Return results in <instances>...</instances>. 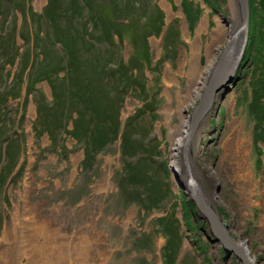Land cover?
Wrapping results in <instances>:
<instances>
[{
	"label": "rangeland",
	"instance_id": "obj_1",
	"mask_svg": "<svg viewBox=\"0 0 264 264\" xmlns=\"http://www.w3.org/2000/svg\"><path fill=\"white\" fill-rule=\"evenodd\" d=\"M186 2L183 8L181 0H92L91 9L116 28L85 43L91 23L82 0H0V238L13 216L22 219L29 208L56 237L66 238L67 264H242L232 252L223 258L205 218L168 167L177 153L175 132L197 102L180 108L193 79L191 61L199 69L211 66L215 60L208 62L206 48L212 35L219 32L212 46L216 55L238 20L232 0H218L215 11L203 0ZM247 2L246 44L255 6ZM63 41L73 45L83 77L91 61L105 63L101 75H91L93 93L100 104L111 103L103 123L115 134L87 158L67 132L75 114L59 96L66 80L55 78L64 73ZM120 62L131 74L127 84L113 83L108 74ZM257 78L245 66L229 89L214 93L189 140L187 158L230 238L245 242L253 264H264V100L258 98L264 90L255 93ZM37 104L46 106L39 116ZM56 108L63 111L59 126ZM124 129L127 152H138L131 157L121 154ZM233 132L241 138L233 156L242 151L252 174L248 189L223 157V142ZM181 158L179 153L176 172L185 185ZM131 184L133 197L127 192Z\"/></svg>",
	"mask_w": 264,
	"mask_h": 264
},
{
	"label": "trees",
	"instance_id": "obj_2",
	"mask_svg": "<svg viewBox=\"0 0 264 264\" xmlns=\"http://www.w3.org/2000/svg\"><path fill=\"white\" fill-rule=\"evenodd\" d=\"M207 5L210 7H214L218 2V0H203ZM83 5L87 9L86 18L91 23V27H87L85 35L86 37L83 38L85 43H91L89 40L94 38V41L99 40V38L103 35H110V29L116 28L114 24L108 23L106 21V18L102 17L101 14L94 12L92 7V0H82ZM264 0H254V8H253V24L249 25V31H248V41L245 47L244 55H243V61L245 63L244 67L246 66H252L256 72H258V78L256 79V85L253 86L255 93H257V89L264 90ZM183 8L187 6L186 0H181V3ZM160 14L157 12V16ZM98 29V30H97ZM93 34H97L92 36ZM99 37V38H98ZM103 38V37H101ZM68 41L62 42V48L65 49L67 59L64 61L63 64V77L55 76L57 79H63L66 80V83H63V91L59 93V96L62 95L64 98H62L66 104L67 107H69V110L73 111L75 116L69 117L70 120V129L67 131L68 134L71 135V137L78 142L84 152V157L87 158L89 153L92 152H99L105 145L110 143L113 140L114 137V130L110 131L103 123V120L105 119V116L110 117V114L112 112V105L111 103H105L100 104V101H97L94 97L93 90L95 88L96 83L92 81L91 75L92 73H101L103 70H105V63L97 65V60L91 61L89 72L85 74V77H83L80 73H83V70L79 66L78 62L74 64V57L71 53V50L73 45H69L67 43ZM97 42V41H96ZM120 68V69H119ZM126 67L120 62L119 67H116V69L110 68L108 69V74H111L113 77L112 82L117 83L120 82L122 84H127L129 80L131 79V74H126L125 72ZM80 72V73H78ZM45 78H48L49 76L44 74ZM133 80L138 82L135 77H132ZM62 81V80H61ZM99 82V81H98ZM100 83V82H99ZM53 91V96H54ZM260 92V91H259ZM260 96L258 98L264 100V94L260 93ZM257 97V95H256ZM148 101V100H147ZM145 101L144 108L148 109L149 113L153 112L154 108L148 107L149 104ZM53 106V104H52ZM46 106H42V104L39 106L37 104V111L38 116L40 115L41 109ZM51 108V106H49ZM143 108V109H144ZM150 108V109H149ZM67 111V109L65 108ZM53 119L56 122V124L59 126V122H61L63 118V111H59L57 108L55 111H52ZM62 126V123H61ZM125 129L121 133V150L122 155H125L127 157H131L136 155L138 152H127V139L123 140L122 134H124ZM94 153V154H95ZM141 166V164H140ZM146 164H143V174H147L149 176V169L146 167ZM129 181L130 176L126 177ZM127 190V186H120L121 193L124 190ZM127 192L128 196H132L136 194V191H134L135 187L134 185L128 186ZM132 190V191H130ZM130 200V199H129ZM132 201V200H130ZM158 199L151 200L150 203H153L152 207H156ZM186 208L184 207L183 210L185 212L189 211L190 204L185 203ZM151 208V207H149ZM189 224V221L187 222Z\"/></svg>",
	"mask_w": 264,
	"mask_h": 264
},
{
	"label": "bare ground",
	"instance_id": "obj_3",
	"mask_svg": "<svg viewBox=\"0 0 264 264\" xmlns=\"http://www.w3.org/2000/svg\"><path fill=\"white\" fill-rule=\"evenodd\" d=\"M232 8L236 12L235 14H237V11L235 10L236 8L234 0H232ZM218 38L219 32L216 30L215 35H212L211 44H209L206 48V56L208 62L215 60L216 55H214L212 46L216 41H218ZM239 38L240 37H237L236 40H239ZM237 42H235V47L237 45ZM194 61H191L189 67V72L191 74L190 77H193V79H191L192 81L188 86L186 101L181 103L180 108L191 105V102L199 97V95L201 94L199 92V89L204 85L205 77L207 76L211 66L213 65V63L211 66H209L210 64H208L205 68L199 69ZM186 132L187 116L186 118L183 117L181 125L179 126L177 132H175V135H177L178 138L173 145L177 149V153L174 156L173 163L171 161V164L174 165L176 171L180 168V162H178L177 158L178 154L181 152V143L184 140ZM239 134L240 132L238 134H234L233 132L232 137L226 138L224 140L223 157L225 159H229L231 165L234 167V176L238 177L236 178L238 184L240 186L242 185V187H244L245 189H248L252 186L253 182L251 178L252 174L250 175V172L247 170V161L245 160L244 154H242L241 151L240 156H233L234 152H236L239 148H237L239 140H241ZM236 141L237 143H235ZM188 172L196 185L195 188L199 196L203 199L204 203L208 207L213 209L210 199L205 193H203L202 187L198 186L197 179L192 174V170L190 171V169H188ZM239 172L241 173V175H239ZM240 191L242 192L241 189ZM45 225L46 224H44L43 222H38L36 220L34 214L29 208H26L24 210L22 219H15V217L13 216L11 229L5 232L4 237L2 235L0 238V242L2 240L1 243H3V247L0 248V264H67L69 248L66 238H64L63 235L62 237H56V232L54 233L53 231H49V229H47ZM17 230L19 233H17ZM225 230L227 232H230L228 226L225 227ZM233 242L244 253V259L246 263L253 264V257L249 252V248L245 245V242L240 241L238 245L234 239Z\"/></svg>",
	"mask_w": 264,
	"mask_h": 264
},
{
	"label": "water",
	"instance_id": "obj_4",
	"mask_svg": "<svg viewBox=\"0 0 264 264\" xmlns=\"http://www.w3.org/2000/svg\"><path fill=\"white\" fill-rule=\"evenodd\" d=\"M235 8L237 10L238 20L234 30L231 35L226 40V43L220 48L218 53L215 56V61L211 66L209 73L205 77L204 85L201 88V94L197 98L196 104L191 106V110L187 114V132L184 137L181 148V160L184 165V170L187 175V180L185 185H183L180 180L177 178V172L174 168V165L170 163L169 169L173 173L177 183L180 187L184 188L190 195V199L195 205L196 210L203 215L205 218L210 233L216 239L224 253L225 258L232 252L242 264H247L244 259V253L239 249L233 242V240L228 235V232L225 230L226 225L220 223V219L217 216L214 209L208 207L203 199L197 193L195 188V183L193 182L191 175L188 172V149H189V140L202 119L207 110L210 108L214 93L218 90H221V95L225 90L229 89L228 83L230 85L234 84L233 74L237 67V64L242 56L244 46L246 44L247 38V22H248V2L247 0H234ZM237 37H240L239 40H236ZM238 44L235 47V42ZM237 48V50H236ZM188 145V146H187Z\"/></svg>",
	"mask_w": 264,
	"mask_h": 264
},
{
	"label": "flooded vegetation",
	"instance_id": "obj_5",
	"mask_svg": "<svg viewBox=\"0 0 264 264\" xmlns=\"http://www.w3.org/2000/svg\"><path fill=\"white\" fill-rule=\"evenodd\" d=\"M210 7V6H209ZM210 9L212 10V11H215L216 9H215V7H210ZM245 49V48H244ZM243 55H244V50H243V52H242V56H241V58H240V60H239V62H238V64H237V66L239 67V72L236 74L235 73V75H233V78H234V82L236 81V80H238L239 78H240V73H241V71H242V69L244 68L243 66V64H241V62L240 61H243ZM240 63V64H239ZM242 67V68H241ZM219 98H221V95L219 96ZM213 240H215V239H213Z\"/></svg>",
	"mask_w": 264,
	"mask_h": 264
}]
</instances>
